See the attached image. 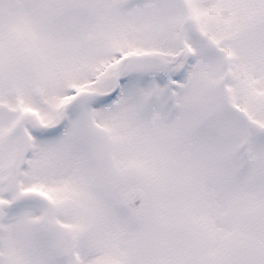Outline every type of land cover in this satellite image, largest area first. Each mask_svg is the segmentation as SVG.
I'll return each mask as SVG.
<instances>
[{
  "label": "snow or ice",
  "instance_id": "obj_1",
  "mask_svg": "<svg viewBox=\"0 0 264 264\" xmlns=\"http://www.w3.org/2000/svg\"><path fill=\"white\" fill-rule=\"evenodd\" d=\"M0 264H264V0H0Z\"/></svg>",
  "mask_w": 264,
  "mask_h": 264
}]
</instances>
